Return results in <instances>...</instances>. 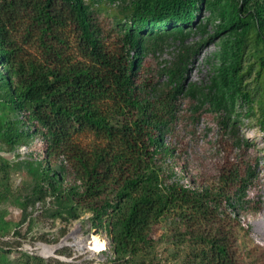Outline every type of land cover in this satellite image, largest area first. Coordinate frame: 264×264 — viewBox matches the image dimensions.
I'll list each match as a JSON object with an SVG mask.
<instances>
[{"label": "trees", "instance_id": "1", "mask_svg": "<svg viewBox=\"0 0 264 264\" xmlns=\"http://www.w3.org/2000/svg\"><path fill=\"white\" fill-rule=\"evenodd\" d=\"M194 10L190 0H141L122 27L90 14L83 0H0L4 100L42 140L37 155L51 172L50 186L66 191L93 220L111 218L114 257L125 264L171 208L180 213L181 239L195 247V264H238L234 227L250 228L238 220L233 203L242 202L240 213L253 217L262 209L248 167L233 156L221 102L210 180L191 173L182 148L162 143L180 113L187 59L181 54L159 68L139 33L156 21L188 22ZM261 13L264 0L252 4L260 29ZM19 24L21 38L35 44L38 56L24 55L15 34ZM163 71L168 84L158 90ZM82 130L106 142L83 143L75 136ZM155 169L161 182L152 181Z\"/></svg>", "mask_w": 264, "mask_h": 264}, {"label": "rangeland", "instance_id": "2", "mask_svg": "<svg viewBox=\"0 0 264 264\" xmlns=\"http://www.w3.org/2000/svg\"><path fill=\"white\" fill-rule=\"evenodd\" d=\"M140 1L83 3L93 16L127 27ZM190 1L195 8L190 21H156L139 33L148 38L159 68L167 69L181 54L187 59L180 113L171 119V131L163 134L162 143L182 148L191 173L210 180L223 104L224 132L233 140V156L248 167L262 203L255 217L240 213L242 202L233 203L238 220L250 228L234 227L238 264H264V27L260 29L252 15V4L262 0ZM15 34L24 55L38 56L35 44L21 38V24ZM5 74L0 62V264H125L114 257L111 218L93 220L66 191L50 186L51 172L37 155L42 140L4 100ZM167 84L163 71L157 89L164 90ZM75 136L86 144L107 139L90 130ZM150 174L152 181L161 182L157 169ZM175 178L185 182V177ZM181 230L179 210L171 208L129 264H195V247L181 239ZM51 245L58 247L49 253Z\"/></svg>", "mask_w": 264, "mask_h": 264}, {"label": "bare ground", "instance_id": "3", "mask_svg": "<svg viewBox=\"0 0 264 264\" xmlns=\"http://www.w3.org/2000/svg\"><path fill=\"white\" fill-rule=\"evenodd\" d=\"M58 245H51L49 247H47V252H53L57 249Z\"/></svg>", "mask_w": 264, "mask_h": 264}]
</instances>
